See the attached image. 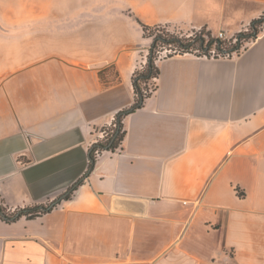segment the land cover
<instances>
[{
    "label": "crops",
    "instance_id": "obj_1",
    "mask_svg": "<svg viewBox=\"0 0 264 264\" xmlns=\"http://www.w3.org/2000/svg\"><path fill=\"white\" fill-rule=\"evenodd\" d=\"M263 14L264 0H0V205L48 208L0 218V264H264V31L231 56L159 58L155 91L89 168L94 131L135 104L143 24L231 36Z\"/></svg>",
    "mask_w": 264,
    "mask_h": 264
},
{
    "label": "trees",
    "instance_id": "obj_2",
    "mask_svg": "<svg viewBox=\"0 0 264 264\" xmlns=\"http://www.w3.org/2000/svg\"><path fill=\"white\" fill-rule=\"evenodd\" d=\"M253 30L250 33H240L239 40L236 44H229L228 42L218 39L212 35L211 31L206 28H202L195 35L184 34L183 30L177 29L169 25H145L143 24V30L146 36L153 39L150 51L148 54V60L145 64H142L137 68L133 74V86L135 91V104L124 110H121L115 114L113 126L110 127L109 137L96 143L92 146L90 151V165L89 168L94 166L96 162L95 150H115L121 144L125 136V130L123 126V118L127 114L135 111L143 105L146 98L150 97L155 91L157 84L156 80L160 75V68L157 65V60L160 58L159 52L171 48L174 53H193L197 55H212V49H216L215 57L218 55L226 56L235 53H240L242 49L241 39H246L247 42L254 41L261 34L264 29V14L259 18L252 21ZM173 53H168L166 57L172 56ZM106 71H100V78L105 86H108L110 82L107 80ZM118 80V78H117ZM116 81V80H115ZM76 189V186L72 187L70 192L64 196L69 199ZM50 208V207H49ZM48 210L46 206L24 207L14 211L10 210L4 205H0V218L5 221H14L22 216L29 218L35 217Z\"/></svg>",
    "mask_w": 264,
    "mask_h": 264
},
{
    "label": "built area",
    "instance_id": "obj_3",
    "mask_svg": "<svg viewBox=\"0 0 264 264\" xmlns=\"http://www.w3.org/2000/svg\"><path fill=\"white\" fill-rule=\"evenodd\" d=\"M199 31H200V30H199ZM199 31H197V32H199ZM195 34H196V33H191V34H189V35H195ZM213 36L216 37V38H218V39L224 40V41L228 42L229 44H236L237 41L239 40V34H238V35L233 34V35L229 36V35H227V33H225L224 31H220V32H218L217 34H213ZM168 53H173V55L181 54V53H174V51H173L171 48H167V49H164V50H162V51L159 52V54H160V58H162V57H166V55H167ZM234 53H235V52H234ZM184 54H186V53H184ZM215 54H216V49L213 48V49H212V55H211L210 57H215ZM173 55H172V56H173ZM201 56H207V55H201ZM226 56H230V55H226ZM226 56H223V57H226ZM207 57H208V56H207ZM218 57H222V55L219 54ZM114 117H115V116H114ZM114 117H113L112 121H111L109 124L105 125V126L102 128L103 131H104V133L100 134V137H99V136H96L93 145L96 144V143L101 142V140H99V138H103V139L106 140V139L109 137L110 132H109V131L107 132V130L105 129V127H106V128H109V130H110V127L113 126ZM110 131H111V130H110ZM102 141H104V140H102ZM102 151H104V150H102ZM101 153H102V152L100 151V149H96V150H95L96 158H97Z\"/></svg>",
    "mask_w": 264,
    "mask_h": 264
},
{
    "label": "rangeland",
    "instance_id": "obj_4",
    "mask_svg": "<svg viewBox=\"0 0 264 264\" xmlns=\"http://www.w3.org/2000/svg\"><path fill=\"white\" fill-rule=\"evenodd\" d=\"M213 22H212V24H211V27L213 28V29H217L218 28V26H219V19H220V13H221V11L219 10V6L217 5L216 6V8L213 10ZM257 18H259V17H257ZM254 20V19H253ZM252 20V21H253ZM252 21L251 22H249V23H247V24H245L244 26H243V28L241 29V31L239 32V33H235V35H238V34H240L241 32L242 33H250V32H252V30H253V26H252ZM175 29H177L178 31H181L179 28H175ZM207 29V28H206ZM208 30V29H207ZM209 31V30H208ZM263 31H264V29H263ZM262 31V32H263ZM197 32V31H196ZM196 32H194V33H196ZM183 33L185 34H187V33H189V32H185V31H183ZM217 34V33H216ZM212 35H213V33H212ZM241 42H242V49H241V51L243 50V49H245L250 43H251V41H249V42H247L246 41V39H241ZM233 54H237V53H233ZM105 129L107 130V132L109 131L110 132V130H109V128H106L105 127ZM102 133H104V131H103V129H98V130H95L94 131V134L96 135V136H99L100 137V134H102ZM99 140H105V139H103V138H99ZM101 152H103L102 150H100ZM56 202L57 201H55V203L53 204V205H56ZM52 206V205H51Z\"/></svg>",
    "mask_w": 264,
    "mask_h": 264
}]
</instances>
